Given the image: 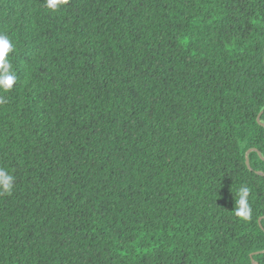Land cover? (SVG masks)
<instances>
[{"label": "trees", "instance_id": "trees-1", "mask_svg": "<svg viewBox=\"0 0 264 264\" xmlns=\"http://www.w3.org/2000/svg\"><path fill=\"white\" fill-rule=\"evenodd\" d=\"M43 2L0 0V264H264V0Z\"/></svg>", "mask_w": 264, "mask_h": 264}, {"label": "clouds", "instance_id": "clouds-1", "mask_svg": "<svg viewBox=\"0 0 264 264\" xmlns=\"http://www.w3.org/2000/svg\"><path fill=\"white\" fill-rule=\"evenodd\" d=\"M69 3V0H44L43 4L52 12L61 10ZM15 46L8 35L0 33V105L8 103L7 94L14 90L18 77L10 59ZM16 187V176L13 170L0 166V197L12 196ZM251 189L242 184L234 197V207L231 210L233 216L242 221H250L253 217V207L249 197Z\"/></svg>", "mask_w": 264, "mask_h": 264}, {"label": "water", "instance_id": "water-1", "mask_svg": "<svg viewBox=\"0 0 264 264\" xmlns=\"http://www.w3.org/2000/svg\"><path fill=\"white\" fill-rule=\"evenodd\" d=\"M264 114V111L259 115V117H258V122L262 125V126H264V124H262L261 123V116ZM251 154V151L250 152H248V154H247V165H248V167L250 168V161H249V155ZM251 169V168H250ZM261 175V174H260ZM262 253H264V252H262ZM258 254H260V253H258ZM251 257H253V256H251ZM254 264H256V263H254Z\"/></svg>", "mask_w": 264, "mask_h": 264}]
</instances>
